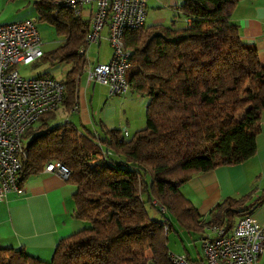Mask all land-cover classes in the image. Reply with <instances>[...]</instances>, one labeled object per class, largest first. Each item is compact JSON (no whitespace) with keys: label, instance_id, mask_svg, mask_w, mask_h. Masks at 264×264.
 <instances>
[{"label":"trees","instance_id":"obj_1","mask_svg":"<svg viewBox=\"0 0 264 264\" xmlns=\"http://www.w3.org/2000/svg\"><path fill=\"white\" fill-rule=\"evenodd\" d=\"M65 1L34 5L38 21L53 26L64 40L43 59L72 65L62 104L71 112L77 78L89 64L80 50L91 20L77 16ZM241 1L183 0L178 10L190 22L187 28L172 22L126 31L130 92L149 101L146 127L130 139L102 124L98 132L71 123L50 126L55 112L26 131L20 186L51 162H61L71 172L67 182L76 188L74 216L86 227L61 240L48 262L0 244V264H173L169 233L174 225L168 215L191 234L212 226L231 230L239 219L253 216L255 205L245 196L224 200L205 219L180 191L198 174L257 154L264 65L257 47L242 41L231 19ZM146 204L165 220L151 219Z\"/></svg>","mask_w":264,"mask_h":264},{"label":"crops","instance_id":"obj_2","mask_svg":"<svg viewBox=\"0 0 264 264\" xmlns=\"http://www.w3.org/2000/svg\"><path fill=\"white\" fill-rule=\"evenodd\" d=\"M37 1L0 0V26L33 22L38 17L34 5ZM84 14L90 18L87 11ZM231 19L239 27L242 41L257 47L259 59L264 65V0L241 1ZM185 22L183 28L190 24L189 21ZM100 49L101 43L91 50L90 56L99 55ZM98 57L96 64L99 63ZM95 60L96 56L92 58L93 63ZM108 93L106 86L89 82L81 75L77 85L76 105L68 112L70 117L66 123L73 124L79 130L87 128L94 132H98L102 124L108 130L127 132L129 139L145 129L148 99L134 93L137 103L134 107L128 103L131 100L127 99L130 92L120 98L110 97ZM260 128L255 157L238 165L221 166L198 174L181 187L182 195L205 219L224 200L247 196L251 199L249 205H255L252 217L264 230V110L261 113ZM75 193L76 188L57 173L43 172L30 177L23 186L22 194L11 192L0 202L1 246L23 248L33 257L45 262L51 261L61 240L86 227V223L74 216ZM199 235H202V240L208 236ZM263 257L264 252L259 261ZM188 258L200 262L202 253L199 260H193L190 255Z\"/></svg>","mask_w":264,"mask_h":264},{"label":"built area","instance_id":"obj_3","mask_svg":"<svg viewBox=\"0 0 264 264\" xmlns=\"http://www.w3.org/2000/svg\"><path fill=\"white\" fill-rule=\"evenodd\" d=\"M64 3L77 16L86 11L90 15L91 32L80 50L81 55L88 60V49L100 45L105 30L113 50L109 63L89 68V82L106 86L110 97H125L130 92L126 72L131 67L132 53L125 47L124 37L127 30L145 26L148 0H66ZM42 46L34 22L0 26V202L11 192L23 193L18 174L21 158L26 157L22 144L26 131L42 116L56 112L64 101L63 82L52 77L26 80L17 70L18 66L42 59ZM79 81L80 76L77 85ZM122 135L128 137L127 132ZM44 172L57 173L65 180L71 173L59 161L51 162ZM209 229L212 235L203 239L202 261L172 254L173 264H258L264 252V230L254 217L239 219L231 230L223 226Z\"/></svg>","mask_w":264,"mask_h":264},{"label":"rangeland","instance_id":"obj_4","mask_svg":"<svg viewBox=\"0 0 264 264\" xmlns=\"http://www.w3.org/2000/svg\"><path fill=\"white\" fill-rule=\"evenodd\" d=\"M183 4V0H148V8H147V17H146V27L155 25V24H162L164 26H171L172 22H176V26L178 28H183L186 24L185 19L182 17L178 10V6ZM158 20V21H156ZM40 38L42 40L43 46L42 50L45 55L53 52L57 48H59L62 43L63 39L60 38L54 29L48 23L39 22L38 17H35L33 20ZM106 30L102 33L103 39L101 41V49L99 55L96 56V60L93 63L92 58L95 56H90L92 54L91 50L94 47H98L97 45H92L88 49L87 57L89 60V65L82 75L83 78L88 79V70L91 66L96 64L97 56L99 59V63L110 62L113 55V50L106 40ZM92 57V58H91ZM72 65L66 63H55L53 64L50 60L40 59L33 64L30 65H21L17 67V70L20 73V76L26 80L35 79L41 76L49 75L52 78H55L58 81L63 82L66 79L67 74L71 71ZM101 85V84H99ZM102 86V85H101ZM109 94V93H108ZM117 98V97H115ZM120 98V97H118ZM131 99L128 101L130 105L134 107L137 105L136 100L134 98V93L130 92L127 99ZM70 117V113H68L64 108H60L55 112V118L49 122L50 126H54L56 124H64ZM38 124H36L37 128ZM81 127L80 124H78ZM82 129V127H81ZM148 182H151V178H147ZM154 206L158 205L156 202L153 203ZM152 204H146V208L148 214L151 219L164 221V216L159 212V209L154 207ZM169 220L174 225V230L170 231L169 233V249L171 254L177 256H185L188 257L189 255L193 258V260H199L202 249H203V240L201 239L202 235L199 234H190L187 232L183 227H181L176 219L172 216L168 215ZM89 225H87L88 227ZM211 236L212 232L208 228L205 230L203 235ZM259 264H264V257L262 260L258 262Z\"/></svg>","mask_w":264,"mask_h":264},{"label":"water","instance_id":"obj_5","mask_svg":"<svg viewBox=\"0 0 264 264\" xmlns=\"http://www.w3.org/2000/svg\"><path fill=\"white\" fill-rule=\"evenodd\" d=\"M243 212L242 210L240 211V213Z\"/></svg>","mask_w":264,"mask_h":264}]
</instances>
